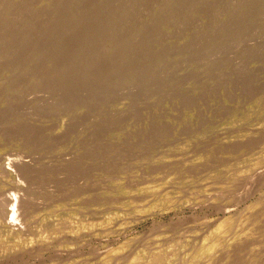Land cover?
Returning a JSON list of instances; mask_svg holds the SVG:
<instances>
[{
    "label": "rangeland",
    "instance_id": "1",
    "mask_svg": "<svg viewBox=\"0 0 264 264\" xmlns=\"http://www.w3.org/2000/svg\"><path fill=\"white\" fill-rule=\"evenodd\" d=\"M21 188L0 264H264V0H0Z\"/></svg>",
    "mask_w": 264,
    "mask_h": 264
},
{
    "label": "bare ground",
    "instance_id": "2",
    "mask_svg": "<svg viewBox=\"0 0 264 264\" xmlns=\"http://www.w3.org/2000/svg\"><path fill=\"white\" fill-rule=\"evenodd\" d=\"M7 172L11 176L13 175V171L11 168H7ZM29 215H31V213L29 202L27 200L26 190L22 188L20 192H18V194L16 193L10 195L9 197H6L0 203V227L3 228L2 231H5L11 237H13L12 235H14L19 238L22 230L24 231L26 229ZM2 234L4 235V233Z\"/></svg>",
    "mask_w": 264,
    "mask_h": 264
}]
</instances>
